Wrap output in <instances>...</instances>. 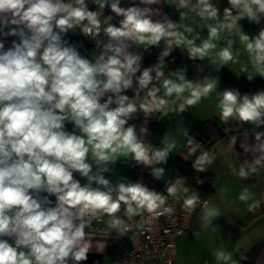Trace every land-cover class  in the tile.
I'll use <instances>...</instances> for the list:
<instances>
[{
	"label": "clouds",
	"instance_id": "1",
	"mask_svg": "<svg viewBox=\"0 0 264 264\" xmlns=\"http://www.w3.org/2000/svg\"><path fill=\"white\" fill-rule=\"evenodd\" d=\"M91 2L96 11L89 10L86 0H0V33L19 37L7 50L0 42V264H69L70 260L80 264L92 248L85 230L94 221L106 215L109 219L101 231L126 235L132 228L119 215L122 206L128 218L145 213L170 215L175 209L166 206L167 196H183L182 207L188 214L201 207V225L216 230L213 221L220 211L202 201L198 191L185 195L189 189L184 177L167 184L165 196L141 182L122 179L114 185L104 173L110 171L109 164L130 155L137 164L151 168L156 180L162 179L165 169L157 165L167 163L177 148L176 141L154 147L142 139L147 127H141L138 136L136 126L128 122L138 112L183 113L207 98L217 88V79L191 81L184 69L166 76L165 58L183 45L189 59L204 60L217 47L214 41L220 34L230 33L240 20L259 24L264 18V0H228L230 7L224 8L223 21L212 0H196L195 4L179 0L178 11L188 9L201 21L216 22L201 26L208 31L204 40L189 25L166 16L154 20L160 12L149 6L162 0H139L138 5L127 8L120 6L121 0ZM106 7L121 17L119 26L111 23L112 16H103ZM179 13L180 21L188 18V13ZM77 29L100 49L92 60L64 38ZM240 40L252 69L264 77V29L254 37L240 29ZM161 41L164 47L159 62L141 72L142 55L130 48L145 45L147 49ZM230 45L231 41L218 53L224 63L233 59ZM254 76L247 75V79ZM130 89L134 92L131 98L123 94ZM141 93L143 98L137 103L134 97ZM217 107L221 121L253 126L254 143L241 147L256 155V165H264V131H256L264 127V90L241 95L238 90L226 89L219 93ZM66 122L79 134L66 131ZM187 142L190 155L199 150L192 167L205 172L215 155L200 151L202 145L191 136ZM229 167L244 180L257 171L248 161L238 171L231 164ZM74 173L87 183L82 185ZM197 183L203 181L197 179ZM50 196L55 197L54 206ZM238 198L249 212L260 207V201L248 203L251 193L247 187ZM214 255L225 264L232 261L230 253L217 251ZM241 259L247 257L241 254Z\"/></svg>",
	"mask_w": 264,
	"mask_h": 264
},
{
	"label": "crops",
	"instance_id": "2",
	"mask_svg": "<svg viewBox=\"0 0 264 264\" xmlns=\"http://www.w3.org/2000/svg\"><path fill=\"white\" fill-rule=\"evenodd\" d=\"M176 1L179 2V0ZM169 2L174 3V0H162L160 4L150 5L149 7L159 9L161 4L168 7L166 4ZM86 3L88 4V8L94 7L95 10H97V6L93 4L91 0H86ZM192 3L195 4L196 0H192ZM134 4L138 5L139 0H121L120 6L127 8ZM139 6L144 7V5ZM112 14L114 13H112L110 7H106L103 10V16L105 17ZM161 16L162 15L158 17L153 16V19L162 20L163 18ZM101 19H103V17H101ZM171 20L177 22L175 18ZM115 23L119 26V21ZM4 31L6 32L7 29ZM101 38H104L103 34H101ZM90 40L93 41L94 44L87 49H93V52L86 55L85 58L92 60L94 55L99 54L100 49L96 47L94 40ZM13 41L19 42V37L5 36L3 33H0V42L4 43L5 50L12 46ZM149 47L147 49L144 48L147 55ZM182 48L183 51H185L184 47ZM177 49L179 50V48H174L172 53V57L178 64L176 70H186V78L191 81H196V75H194L193 69L188 66L187 62L185 61L186 64L181 62V64L179 60L176 59L175 54ZM146 58L147 56L143 57L141 61ZM167 76H171V72H168ZM184 95L188 96L189 93L186 92ZM128 96L131 98L134 96V93ZM134 99L137 102L138 98L134 97ZM196 105L202 108L203 111H207L205 98ZM171 107L174 108L175 105ZM192 107L193 106L189 107L183 113L179 111H170L167 116L156 113L153 127L154 147H164L165 144L171 140H175L177 143V148L170 154L167 163L157 165L165 169L164 176L162 179L157 180V182L160 188L166 189L167 184L173 183L177 177H186L192 167L193 161L199 153V150H197V153L193 156L189 154L190 146L187 142L188 136L193 137L202 145L213 133L220 131L226 133L225 138L217 144L214 154L215 159L208 165L207 170L202 173V178L210 184L212 189L211 193H205L209 196L210 207L217 208L220 211L221 215L219 217H223L228 222L229 231L231 232L230 237L225 240V242L214 244L213 248H209L212 256L209 254L210 257L208 260L207 257L203 258V263L225 264L223 261H217L214 255L217 251H223L225 253H230L232 256V261L227 262V264H235L236 261H239V264H264V212L251 215L247 209V204L240 201L238 198L243 189L247 187L251 193V199L248 203H252L253 201L264 203V165H256L254 163L256 155L245 153L244 149L241 147L242 144L254 143V136L252 135L253 126L251 124L242 123L237 126L235 123L232 126L228 125L227 129H224L222 125V128H216L217 126L211 123L210 116H205L204 118L199 117V115L196 116L192 112ZM136 117L128 123L131 122L136 126ZM256 131H264V127L256 129ZM245 161L249 162L250 167L257 168V171L247 180L241 179L232 168L229 167L231 164L238 171L239 166ZM109 167L110 171L104 173V176L112 184L115 185L122 179L127 182L131 181L130 155L127 159L121 156L115 164H109ZM210 168H213L212 171ZM93 170L95 171V167ZM74 177L78 179L82 185L87 183L86 178L81 177L79 173H74ZM93 186L95 187L96 185L94 184ZM41 195L44 196L47 195V193H41ZM49 199L52 201L51 206H54L55 197L50 196ZM200 216L201 210L197 211L194 215L188 231L176 238V260L178 259L180 248L186 249L188 254L192 256V247L193 244L197 242L199 235L206 233L204 238L206 242L211 243L210 240L213 234L212 227H203L201 225ZM108 219L109 217L105 215L102 224L106 225ZM214 221L213 225H215ZM113 231L115 232V230ZM86 232L88 233L87 239L91 242L92 248L88 253L87 260L80 262V264H110L113 248L112 235L98 234L89 230ZM188 239H190L189 242ZM9 242L13 243L11 239H9ZM241 254L245 255L247 259L242 260ZM191 261L194 263L193 260ZM177 262L180 264L178 260ZM69 264H73V262L70 260Z\"/></svg>",
	"mask_w": 264,
	"mask_h": 264
},
{
	"label": "rangeland",
	"instance_id": "3",
	"mask_svg": "<svg viewBox=\"0 0 264 264\" xmlns=\"http://www.w3.org/2000/svg\"><path fill=\"white\" fill-rule=\"evenodd\" d=\"M212 3L220 9V18L221 21H223V10L226 7H230L228 0H212ZM166 5H168V7L161 4V7L158 9L160 15H162L161 17L164 18L166 16L169 19L175 18L178 23L180 22L193 27L197 32H200L201 40L208 38L207 29H202L201 26L206 23H212L213 25L216 24L215 21H201L198 16H196L194 13H190L188 9H179L180 12L188 13V18L184 21H180V13L177 10L179 8V2L174 0V3L169 2ZM109 16H112L111 23L115 25V22L121 19V17H117L115 14ZM238 24L239 25L234 26L230 33L224 31L220 34L219 40L214 41L217 44V47L213 50H210L204 60L196 59V61H194L189 59L187 49L183 45L181 48H179V50L177 49L175 54L176 59L179 60L180 63L182 62L183 64H186L187 62L188 66L193 69L194 75H196V81L204 82L205 77L208 78V82H214L217 79V88H215L214 91L210 93V95L207 97L208 99L205 98L207 111H203L202 108H199L197 105L192 107V112L196 116L199 115V117L203 118L205 116H210L211 123L217 126L216 128H222V126H224V129H227L228 125L232 126L236 123L238 126L241 124V122L235 120L223 122L219 119V108L217 105L220 92H223L226 89H232L238 90L241 95H252L258 91L264 90V77L256 75L252 69V65L249 62L248 53L245 50V44L240 40V29L243 33L249 35L250 37H254L261 29H264V18L261 19L259 24L250 22L247 18L240 20ZM179 31L183 33V28L179 29ZM184 35L188 36L187 33H184ZM201 40L196 41L197 45H200ZM229 41H231L230 51L232 52L233 59L227 63H224L218 58V53L222 48L229 47ZM144 47L145 45H133L132 48H130V51L141 54L143 58L148 56L144 50ZM182 47H184L185 51H183ZM92 52L93 49L91 50L86 48L81 53V55L85 57ZM213 61L215 62L213 63ZM250 74L255 75L251 81L247 79V75ZM129 124L133 125L131 122ZM65 130L69 132L75 131L77 134H79V130L75 129L74 125L68 122L65 123ZM212 169L213 168H210L211 171ZM214 224L215 225L213 226L216 227V230L213 231L210 240L211 243L206 242L204 238L206 235L205 233L203 235H199L197 242L193 244L192 256L188 254L186 249L180 248V253L178 254L177 259L180 264H208L203 263V258L207 257L208 260L210 255L212 256L209 248H213L214 244L225 242V240L230 237L231 232L229 231L228 222L223 217L215 219ZM189 241L190 239H188V242ZM191 260H193L194 263H192Z\"/></svg>",
	"mask_w": 264,
	"mask_h": 264
},
{
	"label": "built area",
	"instance_id": "4",
	"mask_svg": "<svg viewBox=\"0 0 264 264\" xmlns=\"http://www.w3.org/2000/svg\"><path fill=\"white\" fill-rule=\"evenodd\" d=\"M80 54L86 49L83 45L75 44ZM143 98V93L138 98L137 103ZM156 113L138 112L136 117V131L141 136L140 128L147 127V135H143L142 139L146 143L153 144V127L155 123ZM131 183L141 182L150 189L167 196L166 191H159L157 180L151 175V168L137 164L131 159ZM191 192L198 191L201 200L209 201V196L202 191L188 188ZM183 196L179 199L167 196L166 206L175 209L173 214L163 216H149L145 213L143 216L128 218L124 216V208L122 206L119 215L131 226L132 230L126 235L119 236L113 230L108 232L101 231L106 228L102 224V220L94 221L91 228L85 231L103 235H112L113 248L112 259L110 264H178L176 260V238L185 234L197 211L201 207L188 214L183 210Z\"/></svg>",
	"mask_w": 264,
	"mask_h": 264
},
{
	"label": "trees",
	"instance_id": "5",
	"mask_svg": "<svg viewBox=\"0 0 264 264\" xmlns=\"http://www.w3.org/2000/svg\"><path fill=\"white\" fill-rule=\"evenodd\" d=\"M89 10L96 11L94 7L89 8ZM64 38L68 40L70 44H80L86 48L94 44V42L91 41L90 38L85 37L82 34H80L79 29H77L76 32L69 31ZM163 47H164L163 41L160 42L159 46L149 47L147 58L141 61V72L143 71V69L152 67L159 62L158 57L161 51L163 50ZM172 53L168 57H166L164 61L166 66L164 67L163 71L165 72L166 76L168 75V72L175 71L178 68V64L172 57ZM137 75H140V72H138ZM133 93L134 92L130 89L124 92L123 94L130 95ZM225 136H226V133L221 132V131L213 133L202 143V148L200 149V151L208 150L211 154H215L217 144L221 142L225 138ZM185 179H186L185 186L188 188L199 190L204 193H211L212 191L210 184L207 181L203 180L202 173L196 172L193 167H191ZM197 179L203 181V183L198 184ZM157 185H158L159 191H166V189L160 188V185L158 184V182H157ZM261 212H264V203H260V207L256 209L255 211L250 212V214L257 215V214H260Z\"/></svg>",
	"mask_w": 264,
	"mask_h": 264
}]
</instances>
